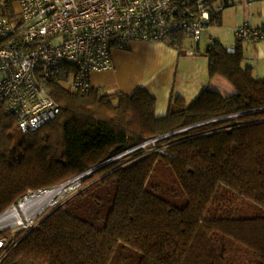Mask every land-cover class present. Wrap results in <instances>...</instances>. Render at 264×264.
<instances>
[{
	"label": "trees",
	"instance_id": "1",
	"mask_svg": "<svg viewBox=\"0 0 264 264\" xmlns=\"http://www.w3.org/2000/svg\"><path fill=\"white\" fill-rule=\"evenodd\" d=\"M209 1L206 28L231 0ZM177 10L197 16L195 0ZM187 37L178 30L166 40L182 53ZM206 56L210 75L236 93L177 95L162 117L143 87L73 91L62 83L68 73L50 84L61 112L35 131L23 133L0 98V214L29 191L81 175L87 184L34 227L0 231L9 244L0 264H238L235 244L264 264V78L243 64V39L234 51L214 39ZM161 136L152 151L112 159Z\"/></svg>",
	"mask_w": 264,
	"mask_h": 264
},
{
	"label": "built area",
	"instance_id": "2",
	"mask_svg": "<svg viewBox=\"0 0 264 264\" xmlns=\"http://www.w3.org/2000/svg\"><path fill=\"white\" fill-rule=\"evenodd\" d=\"M17 1L18 13L0 16V98L23 133L41 128L61 112L50 88L61 73H68L62 83L69 81L68 86L64 84L71 90L87 92L94 87L92 73L112 69L113 48L125 50L134 41L166 40L178 30L198 41L213 8L209 0H195L197 16L189 19L177 17V4L184 0ZM7 3L0 0L3 8ZM236 33L243 40L264 39V27L244 24ZM162 137L148 139L112 159ZM80 178L69 183L75 187ZM47 190L29 191L20 201ZM6 243V238H0V251Z\"/></svg>",
	"mask_w": 264,
	"mask_h": 264
},
{
	"label": "crops",
	"instance_id": "3",
	"mask_svg": "<svg viewBox=\"0 0 264 264\" xmlns=\"http://www.w3.org/2000/svg\"><path fill=\"white\" fill-rule=\"evenodd\" d=\"M217 2L214 4L219 6ZM4 10L0 6V16ZM219 13V21L211 22L214 25L207 27L198 41L187 37L182 53L167 40L136 41L127 50H112V69L92 73L93 86L109 93L122 91L127 94L143 87L156 97L158 117L168 113L171 99L177 95L191 101L205 88L224 96L235 94V86L226 77L210 75L206 51L211 39L234 51L238 39L236 29L240 25L264 27V0H231ZM243 48V64L252 67L255 77L263 79L264 39L258 42L243 40Z\"/></svg>",
	"mask_w": 264,
	"mask_h": 264
},
{
	"label": "rangeland",
	"instance_id": "4",
	"mask_svg": "<svg viewBox=\"0 0 264 264\" xmlns=\"http://www.w3.org/2000/svg\"><path fill=\"white\" fill-rule=\"evenodd\" d=\"M9 5H10V8L12 9L14 14L19 12L20 6H19L17 0H11L9 2ZM212 25H214V24H209L207 27L212 26ZM204 33H206V32H204ZM204 33H203V36H205ZM188 38L192 39L191 37H188ZM134 42H136V41H134ZM118 49L119 48H117V47L113 48V50H118ZM125 50H127V49H125ZM64 83L67 86L69 85V81H67V80H65ZM191 100H193V99H191ZM143 147L146 149V151H152V150L158 148L156 145H154L153 140L148 141ZM129 161H130V157H127L125 162H129ZM77 177H82V175L77 176ZM77 177H74V178H77ZM81 183H82V181H80V183L74 187V185H73V184H75L74 182L69 183V182L65 181V182H63V183H61V184H59L53 188L48 189L47 191L61 187L60 191L56 195H54L53 197H51L47 200V202H46L47 206L45 208H43L37 214L32 215V217L30 218L31 221H30L29 225H27V223H26L27 221L25 223H21V224L13 223V219H11L10 216H7L6 218H4L0 222V231L11 230V233L15 234L16 232H18L20 230L30 229L31 226L36 225L40 220H42L45 216H47L55 207L63 204L70 197H72L78 191H80L81 189H83L87 186V184L83 185ZM35 194H37V193H31L28 197L31 198V197H36L38 195H41V194H38V195H35ZM17 203L19 204V203H21V201H19ZM34 204L35 203H32V205H34ZM15 205H17V204H14L13 206H15ZM32 205H30L29 207H31ZM13 206L11 205L9 208H12ZM40 206L42 207V204ZM7 245L9 246L8 242H7ZM231 254H232V257L234 258V260H236L238 262V264H256L254 255L252 253H250V251L247 248H245L241 245H238V244L233 245V247L231 249Z\"/></svg>",
	"mask_w": 264,
	"mask_h": 264
},
{
	"label": "bare ground",
	"instance_id": "5",
	"mask_svg": "<svg viewBox=\"0 0 264 264\" xmlns=\"http://www.w3.org/2000/svg\"><path fill=\"white\" fill-rule=\"evenodd\" d=\"M61 187L46 191L45 193L38 195L36 197L28 198L25 202H21L12 208L9 209L7 213L0 216V222L6 218L7 216H10L11 219H13V223L21 224V223H27L29 225L30 218L32 215L37 214L39 211H41L43 208H45L46 202L49 198L53 197L60 191ZM32 203H35L32 205ZM42 204V207L40 206ZM32 205L31 207H29Z\"/></svg>",
	"mask_w": 264,
	"mask_h": 264
},
{
	"label": "water",
	"instance_id": "6",
	"mask_svg": "<svg viewBox=\"0 0 264 264\" xmlns=\"http://www.w3.org/2000/svg\"><path fill=\"white\" fill-rule=\"evenodd\" d=\"M97 168H98V167H97ZM93 170H94V169H93ZM72 180H73V179H71V180H69V181H67V182H70V181H72ZM15 204H18V203H15ZM13 205H14V204H13ZM13 205H12V206H13ZM9 209H10V208H8L6 211H4L2 214H0V216H2V215H4L5 213H7V212L9 211Z\"/></svg>",
	"mask_w": 264,
	"mask_h": 264
}]
</instances>
